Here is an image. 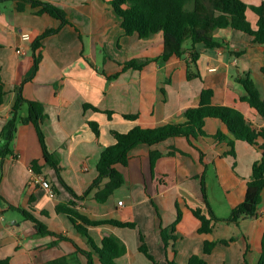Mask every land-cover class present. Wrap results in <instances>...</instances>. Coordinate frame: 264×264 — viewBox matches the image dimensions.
I'll list each match as a JSON object with an SVG mask.
<instances>
[{"label": "crops", "instance_id": "1", "mask_svg": "<svg viewBox=\"0 0 264 264\" xmlns=\"http://www.w3.org/2000/svg\"><path fill=\"white\" fill-rule=\"evenodd\" d=\"M29 1L0 0V77L6 90L0 106V149L4 145L2 130L18 97L40 103L46 115L41 128L48 151L58 158L60 176L45 160L35 125L19 123L11 154L0 157V260L88 264L90 254L93 264H102L88 238L67 215L56 211L59 204L73 201L75 210L91 221L135 224L133 229L84 226L98 248L110 236L124 244L126 253L116 264H153L139 251L141 237L156 264H188L194 255L209 264H258L264 244V191L257 217L238 223L223 220L244 201L252 167L261 154L248 143L236 141L235 156H231L227 143L212 138L218 132L230 136L218 119H207L204 130L208 137L191 140L192 144L185 138H172L133 148L128 165L117 166L124 184L105 201L100 198L109 179L91 187L99 176L97 166L103 151L116 144L112 132L126 134L135 127L184 123V112L199 105L204 90L210 92L212 105L235 108L255 128H264V118L241 101L245 91L236 82L238 73H249L264 99V45L240 31L218 30L214 38L223 47L198 46L201 78L189 81L190 52L159 60L163 35L147 40L136 34L126 36L122 20L108 0H34L63 10L66 25ZM244 2L249 7L248 21L256 28L259 18L252 8L262 6L264 0ZM50 30L57 32L34 51L38 38ZM131 61L145 65L141 69L125 67ZM27 114L24 106L19 115ZM90 123L98 126V137ZM151 153L159 154L155 162ZM34 162L39 173L32 168ZM37 178L50 185L52 195L35 183ZM203 183L211 209L221 220L210 234L199 233L201 223L193 214L201 210L209 217ZM67 187L78 197L87 195L74 198ZM22 211L55 235L38 234ZM179 214L175 240H169L166 247L160 228L170 229ZM206 241L217 242L210 255L203 252ZM222 241L230 242L224 245Z\"/></svg>", "mask_w": 264, "mask_h": 264}, {"label": "trees", "instance_id": "2", "mask_svg": "<svg viewBox=\"0 0 264 264\" xmlns=\"http://www.w3.org/2000/svg\"><path fill=\"white\" fill-rule=\"evenodd\" d=\"M2 1V0H1ZM34 7H41V13L48 14L58 20L63 25L69 24L63 10L58 7L43 3L41 1H29ZM108 4L114 12L122 20L121 27L126 36L138 35L142 40H147L156 34L163 35L164 51L159 60L167 61L173 56L182 57L186 51L190 52V59L187 65V79L189 81L201 78L198 69L199 53L196 52L198 46L205 49L222 48L223 44L214 38V34L218 30L232 29L243 32L254 38V42L264 45V4L252 10L258 16L256 28H253L247 18L249 7L244 0H108ZM57 30L45 32L38 38L34 44V51L41 47V42L48 36L56 33ZM236 56L240 52L235 53ZM39 58H36L35 68L38 67ZM145 63L131 61L125 65L128 68L141 69ZM264 76V67L261 70ZM236 82L240 84L245 94L241 97V101L247 103L262 118H264V99L261 97L258 88L249 73H238ZM210 92L204 90L200 96V102L197 107L190 108L184 112L186 121L181 124L169 123L163 127L143 129L135 127L128 133L112 132L116 144L105 149L101 155L97 166L99 176L92 185L97 187L104 179H109L105 187V192L100 198L105 201L113 191L120 188L125 180L117 166L126 167L129 162L130 151L138 145L155 146L172 138H185L190 143L200 137L206 138L204 127L207 119H218L224 123L228 129L230 136L222 132H218L212 138L216 142L227 143L231 151L229 154L235 156V142L243 141L257 148L260 151L261 158L254 163L252 167V177L248 183V192L244 201L235 208L229 219L223 220L228 223H238L243 219H251L257 217L258 207L262 201V193L264 191V128H255L250 121L237 109L228 106H215L210 103ZM6 97L4 83L0 77V106ZM27 106L28 114L26 117H20L21 109ZM85 108H91L85 106ZM94 109V108H93ZM46 115L42 104L28 101L19 96L12 108L11 118L2 130V138L4 145L0 149V157H6L11 154L10 144L13 141L17 125L19 123L35 125L39 140L44 152V157L50 166H52L60 176L59 161L56 155L48 151L45 136L41 125ZM127 119L134 120L136 117L128 116ZM96 136H99L98 126L90 123ZM192 144V143H191ZM176 153L175 151H173ZM202 158L203 155L201 154ZM159 157L158 153H151V160ZM35 172L39 173L40 168L37 162L32 164ZM60 181H62L60 177ZM63 182V181H62ZM64 183V182H63ZM65 185V184H64ZM202 195L208 210L209 217L205 216L201 210H194V216L200 221V234H210L214 224L220 222L213 213L208 201L205 184L203 183ZM66 186V185H65ZM68 188V187H67ZM90 189V190H91ZM74 198L78 197L70 188ZM89 192V191H88ZM75 202L71 201L67 204H59L56 208L57 213L65 214L76 226L78 232L86 236L89 243L93 246L94 252L98 255L102 264H116L115 260L124 256L126 247L116 237H106L102 243V247L98 248L88 236L87 228L84 226H100L111 225L119 228H135L133 223H124L118 221H102L94 222L81 215L75 210ZM26 219L35 224L37 233L40 235H55L50 232L44 225L38 222L32 215L22 211ZM181 215H178L176 222L171 228H160L161 238L167 247L169 240H175L174 232L176 225L179 223ZM82 223V225L79 224ZM171 230V231H170ZM142 245L139 251L143 253L150 261L155 263L152 255H150L147 246L141 237ZM230 241H222L221 244L227 245ZM217 242H208L204 244V254L210 255ZM88 264H93L92 256L88 255ZM0 264H10L9 260H0ZM174 264V263H173ZM188 264H209L201 256L194 255L190 258ZM258 264H264V244L262 246Z\"/></svg>", "mask_w": 264, "mask_h": 264}, {"label": "built area", "instance_id": "3", "mask_svg": "<svg viewBox=\"0 0 264 264\" xmlns=\"http://www.w3.org/2000/svg\"><path fill=\"white\" fill-rule=\"evenodd\" d=\"M24 39H28V37H27V36H24ZM32 171H33V170H32ZM32 173H33V172H32ZM35 183L39 184L41 187H43L45 190L49 191L50 194H51L50 185H49L46 181H44V180H42V179H40V178H37V179L35 180ZM51 195H52V194H51ZM119 205H122V202H119Z\"/></svg>", "mask_w": 264, "mask_h": 264}, {"label": "rangeland", "instance_id": "4", "mask_svg": "<svg viewBox=\"0 0 264 264\" xmlns=\"http://www.w3.org/2000/svg\"><path fill=\"white\" fill-rule=\"evenodd\" d=\"M212 194H213V192H212ZM220 212H222V211H220ZM220 214H225L224 212L223 213H220ZM228 214V213H227Z\"/></svg>", "mask_w": 264, "mask_h": 264}]
</instances>
